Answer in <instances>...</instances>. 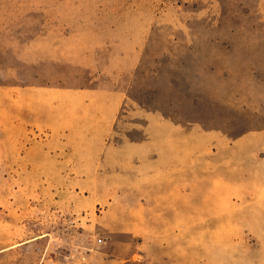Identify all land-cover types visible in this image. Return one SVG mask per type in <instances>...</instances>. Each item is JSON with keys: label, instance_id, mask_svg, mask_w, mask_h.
<instances>
[{"label": "rangeland", "instance_id": "1", "mask_svg": "<svg viewBox=\"0 0 264 264\" xmlns=\"http://www.w3.org/2000/svg\"><path fill=\"white\" fill-rule=\"evenodd\" d=\"M80 256L264 264V0H0V264Z\"/></svg>", "mask_w": 264, "mask_h": 264}, {"label": "built area", "instance_id": "2", "mask_svg": "<svg viewBox=\"0 0 264 264\" xmlns=\"http://www.w3.org/2000/svg\"><path fill=\"white\" fill-rule=\"evenodd\" d=\"M72 251H75V248L72 249V250H69L68 252H66V253L62 256V258H63L64 260H67V259H69L70 257H73L74 254H72ZM74 264H89V263L86 262L85 259H84L82 256H80L79 258L76 259V261L74 262Z\"/></svg>", "mask_w": 264, "mask_h": 264}]
</instances>
